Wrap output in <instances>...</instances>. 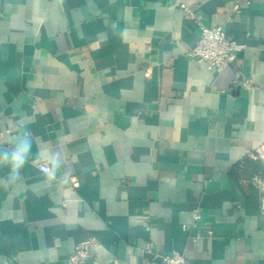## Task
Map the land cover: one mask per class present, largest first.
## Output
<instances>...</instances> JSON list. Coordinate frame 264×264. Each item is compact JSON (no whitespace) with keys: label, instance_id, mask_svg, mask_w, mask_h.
I'll use <instances>...</instances> for the list:
<instances>
[{"label":"crops","instance_id":"1","mask_svg":"<svg viewBox=\"0 0 264 264\" xmlns=\"http://www.w3.org/2000/svg\"><path fill=\"white\" fill-rule=\"evenodd\" d=\"M199 22L245 46L234 64L191 58ZM0 112V147L33 140L0 190V264L85 241L81 264H264V0H0Z\"/></svg>","mask_w":264,"mask_h":264},{"label":"built area","instance_id":"2","mask_svg":"<svg viewBox=\"0 0 264 264\" xmlns=\"http://www.w3.org/2000/svg\"><path fill=\"white\" fill-rule=\"evenodd\" d=\"M240 5L235 6V13L240 12ZM180 8L187 11L189 14H193L190 7L182 3ZM200 27V38L197 45L190 52L191 58H194L202 63H205L209 68L222 69L226 66L234 64L239 53H241L245 46L232 41L227 38L224 29L221 26L207 27L203 23L199 22ZM2 114L0 112V121ZM8 133L16 137L18 134L15 130H8ZM44 162L38 165L42 171V165ZM43 172V171H42ZM255 183L260 190L262 177L260 175L255 176ZM73 187L79 186L78 182H73ZM201 213L196 210L193 216V225L196 226L201 220ZM211 235V233H210ZM198 238H202L201 235ZM93 244L91 241H85L79 244L76 251L70 255L67 264H81L84 260L89 258L92 253ZM162 261L165 264H193L189 262L179 252H173L171 255L163 256Z\"/></svg>","mask_w":264,"mask_h":264},{"label":"clouds","instance_id":"3","mask_svg":"<svg viewBox=\"0 0 264 264\" xmlns=\"http://www.w3.org/2000/svg\"><path fill=\"white\" fill-rule=\"evenodd\" d=\"M32 133L24 131L15 137L11 147H0V168L7 167L5 176H0V190L7 191L15 186L22 178V170L32 156ZM37 159L43 160L42 171L49 181L57 178L62 164L59 152L38 153ZM67 182V178H63Z\"/></svg>","mask_w":264,"mask_h":264},{"label":"trees","instance_id":"4","mask_svg":"<svg viewBox=\"0 0 264 264\" xmlns=\"http://www.w3.org/2000/svg\"><path fill=\"white\" fill-rule=\"evenodd\" d=\"M252 167L255 173H257L264 179V162L262 160L252 162Z\"/></svg>","mask_w":264,"mask_h":264},{"label":"rangeland","instance_id":"5","mask_svg":"<svg viewBox=\"0 0 264 264\" xmlns=\"http://www.w3.org/2000/svg\"><path fill=\"white\" fill-rule=\"evenodd\" d=\"M263 153H264V148H263ZM261 160L264 162L263 158H261ZM262 182L263 184L261 185L260 193H261V207L264 212V179L263 178H262Z\"/></svg>","mask_w":264,"mask_h":264},{"label":"bare ground","instance_id":"6","mask_svg":"<svg viewBox=\"0 0 264 264\" xmlns=\"http://www.w3.org/2000/svg\"><path fill=\"white\" fill-rule=\"evenodd\" d=\"M262 158L264 159V153L262 154Z\"/></svg>","mask_w":264,"mask_h":264},{"label":"water","instance_id":"7","mask_svg":"<svg viewBox=\"0 0 264 264\" xmlns=\"http://www.w3.org/2000/svg\"><path fill=\"white\" fill-rule=\"evenodd\" d=\"M262 154V152H260V155Z\"/></svg>","mask_w":264,"mask_h":264}]
</instances>
